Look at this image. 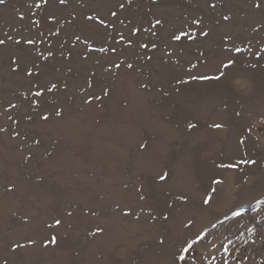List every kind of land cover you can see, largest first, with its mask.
I'll use <instances>...</instances> for the list:
<instances>
[{"label": "rangeland", "instance_id": "1", "mask_svg": "<svg viewBox=\"0 0 264 264\" xmlns=\"http://www.w3.org/2000/svg\"><path fill=\"white\" fill-rule=\"evenodd\" d=\"M0 40V264H264V0H6Z\"/></svg>", "mask_w": 264, "mask_h": 264}, {"label": "snow or ice", "instance_id": "2", "mask_svg": "<svg viewBox=\"0 0 264 264\" xmlns=\"http://www.w3.org/2000/svg\"><path fill=\"white\" fill-rule=\"evenodd\" d=\"M6 2V0H0V4H4ZM60 3H65V0H60ZM212 7H215V5L213 4V5H211ZM258 6V5H257ZM124 7V5L123 4H121L120 5V8H123ZM111 15L112 16H115L116 15V13L115 12H112L111 13ZM87 19H89V20H91L92 19V17L91 16H89V17H87ZM224 19L225 20H228L229 19V17L228 16H225L224 17ZM101 23H103V21H101ZM161 23V21L160 20H156V24L157 25H159ZM198 23V22H197ZM136 31H139L138 29L136 30ZM181 35H184L183 33L181 34ZM202 35H207V33H202ZM174 39H176V40H179L181 37L180 36H174L173 37ZM4 43V41L3 40H0V44H3ZM28 43H31V41H28ZM142 47H147V45H142ZM153 47H155V45H153ZM113 51H115V49H113ZM237 51H240V49H237ZM234 63V61H232V60H228L227 61V63H224V64H222V67L223 68H225V69H227V68H229L232 64ZM129 67H131V65H129ZM30 74V73H29ZM224 75V73L223 72H220V74L218 75V76H215V77H208V76H200V77H198L199 79H216V80H219L222 76ZM193 78H197V77H193ZM53 87H55V85H53ZM37 95H39V93H37ZM59 114V113H58ZM45 119L47 118V117H44ZM214 127H217V128H219V127H222V125H219V124H216V125H213ZM189 127L191 128V127H193V125H189ZM249 131H250V129H249ZM250 163H255V161H249ZM220 167H236V165H220ZM165 177H161V179H164ZM223 183V181H221L220 179H218V178H212V179H210V183H209V185H208V187L205 189V193H204V196H203V198H202V203L204 204V205H208V204H210L211 202H212V200L214 199V194L218 191V189L217 188H212L211 187V185L212 184H216V185H220V184H222ZM233 215H239V213H233ZM61 223V221H59V220H57L56 221V224L57 225H59ZM98 231H102V229H98ZM53 239H55V238H53ZM189 247H191V245H189ZM188 249H184V251H187ZM178 259L180 260V261H184L185 259H186V257L184 256V255H180L179 257H178Z\"/></svg>", "mask_w": 264, "mask_h": 264}]
</instances>
